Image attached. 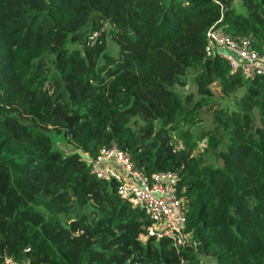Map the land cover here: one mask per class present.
I'll return each instance as SVG.
<instances>
[{
  "label": "trees",
  "instance_id": "1",
  "mask_svg": "<svg viewBox=\"0 0 264 264\" xmlns=\"http://www.w3.org/2000/svg\"><path fill=\"white\" fill-rule=\"evenodd\" d=\"M218 1L0 0V261L264 264V77L203 52L216 21L264 43V0ZM190 66L196 98L171 89ZM213 83L234 108L212 110ZM203 111L212 126L193 137ZM112 142L142 174L177 173L179 251L139 240L149 219L89 172Z\"/></svg>",
  "mask_w": 264,
  "mask_h": 264
},
{
  "label": "built area",
  "instance_id": "2",
  "mask_svg": "<svg viewBox=\"0 0 264 264\" xmlns=\"http://www.w3.org/2000/svg\"><path fill=\"white\" fill-rule=\"evenodd\" d=\"M222 9L218 0H213ZM211 24L204 32L206 56L220 57L225 60L231 72L242 78L264 77V43L258 47L250 36L231 35L216 25ZM89 172L98 179L115 181L118 197L131 207L137 208L146 215L150 224L146 236L170 240L175 251H179L190 240L185 232L186 214L183 199L178 194V176L175 171H158L149 175L142 174L133 167L128 155L112 142L99 148L88 161ZM0 264L21 263L11 256L4 255Z\"/></svg>",
  "mask_w": 264,
  "mask_h": 264
},
{
  "label": "rangeland",
  "instance_id": "3",
  "mask_svg": "<svg viewBox=\"0 0 264 264\" xmlns=\"http://www.w3.org/2000/svg\"><path fill=\"white\" fill-rule=\"evenodd\" d=\"M232 2H234L236 9L241 8L239 0H233ZM103 27L104 29H106L107 25L104 24ZM94 35L95 34H92L93 37ZM106 48L110 52L115 53L116 47L108 36L106 37ZM194 73H195V68L192 66L188 67V69H186V72L182 77V80L184 81V85L182 86L173 85L171 89L179 94H186V93L191 92L194 94V97L196 98L197 95L195 94V85L193 82ZM209 89L211 91L212 110L218 109L220 107H224V108H234L235 107V97L232 94L223 95L219 90V86L215 83L211 84L209 86ZM210 113L211 112L209 111L201 112L200 117L202 120L200 121V123H198L196 126H194L191 129V133L193 137L199 130H203V129H206L212 126ZM51 137L53 139V146L59 149L62 153H67L73 150V147L70 144H68L62 136H56L52 134ZM176 145L178 148L180 147L179 142H177ZM203 145H204L203 142H200L198 144V148L201 149ZM208 159L210 163L218 164V161L214 160L212 157L211 158L208 157ZM69 219L70 217H66L63 219V221L67 222ZM200 264H215V262L211 257L201 255Z\"/></svg>",
  "mask_w": 264,
  "mask_h": 264
}]
</instances>
